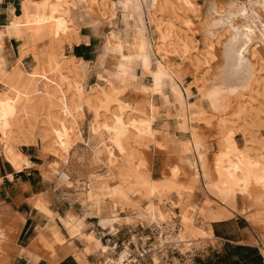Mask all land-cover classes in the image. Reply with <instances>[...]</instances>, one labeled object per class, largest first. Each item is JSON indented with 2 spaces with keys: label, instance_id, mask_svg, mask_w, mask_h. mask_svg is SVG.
<instances>
[{
  "label": "bare ground",
  "instance_id": "obj_1",
  "mask_svg": "<svg viewBox=\"0 0 264 264\" xmlns=\"http://www.w3.org/2000/svg\"><path fill=\"white\" fill-rule=\"evenodd\" d=\"M82 1L86 2V0ZM142 2L145 7L148 6L154 10L162 7L159 6L161 0H142ZM120 3L124 8L130 10L133 19L130 26L132 30L130 42L121 41L119 36L115 35L110 38L122 51L121 57L117 58L118 61L113 65L114 69L110 73L114 82H120V86L118 85V89H115L116 87L113 85L114 88L102 89L95 97L86 95L85 98H82L83 88L80 85H77L74 91L70 92L73 84L64 75L66 67L63 66L68 64V61L60 56L59 59L53 55H47L42 62L43 59L41 58L40 61L34 50L36 42L41 38L47 39L51 44H57L59 51L62 41L73 42L77 39L76 30L73 27L69 28L70 15L68 12L73 7L72 3L67 2V0H42L39 4L33 0H23L19 15L13 17L4 28L0 29V85L3 89L0 93V155L9 162L13 170H20L22 166L28 165L25 157L19 152V147L22 144H29L38 138L42 142L43 150L50 152L52 149L51 152L55 154L57 149L53 151V147L64 146L63 141L66 140L67 142L71 137H74L75 140L77 133L73 131L74 127L71 125L74 124V114H80L81 105L85 104L92 110L96 125L99 124L103 115L110 113L111 104L114 102L119 103L122 110L130 108L131 102L127 99L124 100L122 91L137 87L135 66H139L143 74H148L152 82L149 88H140L142 94L148 99L147 113H144L147 127H150L149 125L156 118L154 109L151 108L154 97L162 98L164 104L169 105L167 98L163 96V90L166 87H169L174 101L173 106L177 116L182 121L181 126H179L181 130L190 129L189 123L194 120L190 118L191 116L196 113L198 116L203 115L204 112L200 110V107H187L183 103L182 90L175 81L177 79L181 83L183 73L173 71L164 62L165 56L159 51L157 55L151 52L150 44L145 36L146 26L139 1L120 0ZM203 13L202 22L199 21L201 22L199 25L195 24L197 26L195 28L210 42L206 46H208L209 55L212 57V67L211 65L210 67L213 68V74H211L212 77L210 76L209 82L206 81L207 85L202 86L203 89L200 88L201 90L198 88V91L212 115L216 117L218 121L216 126L223 127L225 120L228 119L225 117L229 111L240 105L239 97L251 95L252 84L257 80L258 75L264 89V0L212 1V3L207 4ZM150 17V23L154 24L160 36V30H157L158 25L155 23L152 14ZM9 39L17 41L18 44L21 41L27 43L25 46L17 45L18 50L12 58L14 61L12 66L9 65L10 59L7 57L8 52L5 48V41ZM215 41L216 44L212 45ZM151 56H156L154 62L151 61ZM28 57L30 58L29 63H27L30 66L29 71L23 65ZM157 57L163 63L159 62ZM72 59L80 63V66L76 67L69 61L71 63L69 67L74 71L79 70L84 61L74 56ZM69 92L72 96L77 95V103L69 100ZM186 92L189 94L188 90ZM262 103L264 102L262 101ZM55 107L57 110H54ZM31 122L33 125H38L36 133L32 132L33 125ZM164 129L166 128L164 127ZM190 131V141L179 143L176 147L177 150H174L175 156L173 155L174 152L171 153L175 161L181 162L187 168L188 171L186 172L190 173L191 177L187 184H180L176 165L169 170V176L161 180L151 177L149 170L141 167L140 164H134L119 170L117 174H114L115 171L114 173L107 172L109 175L106 179L104 177V179L100 177L98 180L90 178L88 191L83 194L82 203H86L100 212V205L104 201H109L113 207H117L128 202L138 205V202L143 198L147 200L148 207L143 211H138L137 215L151 222L163 220L164 217L172 214L171 210L162 204L166 205L170 202L171 205V202L175 201L172 204L180 208V219L188 232V236H183L181 240L187 241L196 236H204L200 233V229L191 226V221L187 218L188 209L195 208V206L190 205L189 201L194 193V188L199 189L200 195L207 204L199 209L203 221H206L207 224L213 220H223L232 216L233 213L237 212V200L241 202L242 212H247L248 208L251 207L258 212L264 210V144L261 143L259 149H255L254 144L256 142L252 144L249 141L241 149H232V147L224 146V141H219L220 149L217 146L219 150L216 152L214 150V156L209 160L207 156L212 154L206 156L208 150L206 141L200 138L195 129H190ZM148 132L150 141H157V137L152 132ZM163 132L161 135L163 142L160 143V140L155 143L158 146L169 145L172 146L171 149H175L169 133L166 130ZM121 137L115 133L110 138V143L125 155L127 150ZM204 138L207 140L206 136ZM46 139H49V142L48 144L46 142L47 145H43ZM104 150L108 170L112 171L116 159H113L110 149L106 146ZM61 153L59 157L63 160ZM167 162L166 164L171 166V163ZM186 172H182L183 175ZM199 180L202 182L200 187L198 186ZM208 204L212 208L210 212L206 211ZM34 206L39 211L45 212L46 206L41 199L35 201ZM160 207L163 209L162 212L159 210ZM47 214L50 216V222L53 221L54 217H58L55 213ZM108 215V212L101 214L102 217H108ZM59 219L69 239L75 238L83 244V250L78 254L81 258L78 260L81 264H86L84 257L94 253L95 237L91 233L83 231L81 219H72L69 216ZM257 219L259 218L257 217ZM58 231L54 225L45 226L34 240L38 248L49 253L47 257L49 256L48 259L50 260H52L53 246L65 242L64 237ZM14 233V228L12 231L11 229H4L0 224V260L2 261L1 256L5 254L3 253L4 244L8 243L10 237L13 240ZM207 237L211 239L210 232ZM105 254L103 252V255ZM129 259L131 260V258ZM4 260L6 262V258ZM104 260L109 261L106 257ZM129 262L128 260V264ZM117 264H126V261L121 257Z\"/></svg>",
  "mask_w": 264,
  "mask_h": 264
},
{
  "label": "rangeland",
  "instance_id": "obj_2",
  "mask_svg": "<svg viewBox=\"0 0 264 264\" xmlns=\"http://www.w3.org/2000/svg\"><path fill=\"white\" fill-rule=\"evenodd\" d=\"M22 1L23 0H21V3ZM138 1L144 24L146 26L145 36L150 44L151 52H153L154 55H157L159 51L165 56L164 62H166L173 71H181L183 73L181 83L177 81V79H174L182 90V100L183 103H185V106H193L195 108L200 107V110L205 113L199 116L198 113H196L191 116L190 118L194 120L190 121L189 128L195 129L200 138L206 141L205 144L208 147L206 156L212 154L211 156H207L208 159H211L214 156V152L220 149L219 141H224L223 145L232 147V149H241L244 144L249 141L252 144L256 142L254 147L255 149H259L260 144H264V103H262V101L264 102V95H262L264 94V89L262 81L259 79V75L257 80L252 84V91L254 92L251 91V95L239 97L240 105H237L235 107L236 109L232 108L229 111V114L225 117V119H228L225 120L226 122L223 124L224 128L216 126L218 123L216 117L212 115L208 105L204 99L201 98L198 91V88L200 89L202 86L207 85L206 81L209 82V79L212 77L211 74H213V68H211L212 57L209 55L208 46H206L209 45L210 42H208L207 38L202 36L199 31H197V26L195 24L199 25L202 22L201 19L204 17L203 12L205 11L207 4L212 3V1L216 2L217 0H161V5L159 6L162 7L155 9L158 10L156 12L148 6L145 7L142 0ZM33 2L41 4L42 0H33ZM67 2L73 4V7H71L68 12L70 15L69 28L73 27L76 30L77 39L73 42L62 41L60 43V51L58 50L57 44H51V42L45 38L39 39L34 46L38 59L40 61L43 59V62L47 55H53L54 57L59 59L62 57L68 61V64L63 66L64 68L66 67L64 75L67 76L68 80L73 84V88L70 89V92H73L74 88L77 85H80L83 88L82 98H85L86 95L89 97H95L102 89H111L113 86L116 87L115 89H118L120 82H114L110 73L114 69L113 65L121 57L122 51L121 48L118 45L116 46V43H113L110 38L112 35H115L119 36L121 41L127 40L130 42L132 40V30L130 29V26L133 23L132 13L130 10L122 6L120 0H86V2H83L82 0H67ZM151 14L155 23L158 25L156 26L157 30H160V36L157 33L154 24L149 21L151 19ZM25 44L27 45V43L21 41L20 44L17 45L25 46ZM213 44L215 45L216 41L213 42L212 45ZM79 45L90 46L88 49L80 50L88 60H83L81 58L84 63H81V68L79 70L74 71L69 67L71 64L69 61H71L76 67L80 66V63H77L72 59L73 48ZM17 50L18 46H16V52ZM211 53H213V51H211ZM154 59L156 60V56H151L152 62L155 61ZM157 59L161 62L158 57ZM29 61L30 58L28 57V59L23 62L24 67H26L28 71L30 70V66L27 64ZM161 63H163V61ZM134 70L137 87H131L124 90V92L122 91V93H124V100L127 99L131 102V109L124 108L122 110V106L119 103L114 102L111 104L110 113L103 115L100 118L99 124L96 125L94 123L92 110L85 104L81 105L80 114H74V124L71 125L74 127L73 131H76L77 133L75 140L74 137H71L67 142L66 140L63 141L64 146L53 147V151L57 149L55 154L51 152V149L50 153L56 156L58 161L51 155H44L42 163L49 164L56 161L49 166L50 168L48 167V169H46L44 174L46 176H51L52 173H56L57 169L59 172H63V177L67 182L65 184L68 186L60 181L59 183L63 184L65 187H70L75 195L78 194V202L83 208H85L87 215L90 213H96L101 219H103L102 222L98 219L102 229H106L109 233L113 234L116 229L115 226L120 224L126 223L131 224L132 226L133 224H142L143 226L145 224L146 226H149L147 228H150L146 230L148 232L152 231L153 234V238H151V248H156L157 251H160L164 258L175 257L178 259L184 256L183 258L189 259L192 264H195L196 260L203 258L200 256H203L204 253L208 252L212 247L207 246L205 244L206 241L198 244H189L186 242L187 240H181L183 236H188V232L180 219V208L177 205L173 206L172 204L175 203V201L171 202V205L170 202L166 205L162 204L167 209H170L172 214L164 217L163 220L151 222L145 220L144 217H138L137 215L139 213L138 211H143L148 207L147 200L143 198L138 202V205L128 202L127 204L125 203V205L123 204L122 206L113 207L109 201L102 202L100 205L101 210L99 209V211L102 213L108 212V217H102V213L97 212L98 209L91 207L86 203H82L83 194L88 191L90 178L98 180L100 177H104L106 179L109 175L107 172L114 173L115 171L114 174H117L119 170L130 167L134 164H140L141 167H145L149 170L151 177L154 179L164 180L167 178L169 176L168 174H170L169 170H171L174 165L178 168L177 177H179V179H177L181 185L187 184L191 177L190 173L186 172L188 171L187 168L181 162H176L174 158L176 155L175 151L177 150L176 147H178L179 143L190 141L191 131L190 129L183 131L179 128L182 121L177 116L176 110L173 106L174 101L169 91V87H166L163 90V96L167 98L169 105H165L162 98L155 96V99L152 101L153 103L151 102V108L154 109L156 118L149 125L150 127H147L144 113H147L148 99L142 94L140 88H149L152 84L151 77L148 74H143L139 66H135ZM258 81L260 84L257 83ZM39 85L40 83L38 86ZM187 90L189 91V94L186 92ZM69 93V100L73 103H77V95L72 96L71 93ZM252 93H254V96H252ZM55 109L57 110L56 107L54 110ZM196 119L198 120L196 121ZM31 124L33 125L32 122ZM37 127L38 125H33V133L37 132ZM164 127L166 129H164ZM165 130L172 138L171 142L175 149H171L172 146L170 147L169 145L164 144L163 146H158L157 143H155L161 140V135ZM148 131L152 132L157 137V141H150L149 134H147L149 133ZM115 133L122 136L121 139L128 152H126L125 155L110 143V138H112ZM203 135L206 136L207 140H205V136ZM37 141L40 142L42 146V142L38 138H35L30 143L36 144ZM46 142L48 144L49 139H46L43 142V145H47ZM161 142L163 141L161 140L160 143ZM105 146L110 149L114 157L113 159H116L114 161V167L111 169L112 171L108 170L106 164ZM60 151L63 152L61 153ZM58 152L61 153L63 160L59 157L60 153L58 154ZM66 152L68 153V156L66 155ZM173 152L174 156L171 154ZM126 155L127 158L129 157L128 159L126 158ZM193 159H195V157H193ZM166 162L171 163V166L170 164H166ZM182 172H186L187 174L185 173L183 175ZM186 175L189 176L187 177ZM183 180L186 181L183 182ZM198 186H202L201 180H199ZM193 191L194 195H191L189 201L190 205L195 206V208L188 209L187 218L191 221V226L196 228L199 226L197 229H200L201 226L207 225V222L203 221L199 209H202V207L207 204L200 195L198 188H194ZM239 201L240 200H237V213L242 214L247 220V224L242 226L264 232V230L259 228V226L264 228V212H262L264 210L258 212L251 207L248 208L247 212H242L241 202ZM209 205L210 204H208L206 209L207 212H210L212 209ZM159 210L162 212L163 209L160 207ZM67 216L72 219L76 218L69 213ZM257 217L259 219H257ZM91 234L93 235V233ZM119 235H125V232L122 231L118 233V236ZM94 237V253L103 255V252H105L107 256L110 257L109 254L116 252L117 254L115 258L110 257L111 260L109 262H112V264H117L118 259L121 257L125 259L126 264H128V260L131 262L128 258L129 251H127L129 247L119 243V246H114L115 248L113 249L100 244L99 238L96 236ZM210 242L212 243L214 241ZM216 244L221 248V242L217 241ZM175 246H181V251ZM214 248H216V245H214ZM155 252L156 251L153 253ZM131 257L134 258L136 255ZM112 259L113 261L115 259L117 260L113 262ZM165 261L169 262V259H165ZM169 263L175 264L174 261L171 260Z\"/></svg>",
  "mask_w": 264,
  "mask_h": 264
},
{
  "label": "crops",
  "instance_id": "obj_3",
  "mask_svg": "<svg viewBox=\"0 0 264 264\" xmlns=\"http://www.w3.org/2000/svg\"><path fill=\"white\" fill-rule=\"evenodd\" d=\"M20 3L21 0H0V29L20 13ZM17 44L18 42L13 39L5 41L10 66L14 64L12 58L15 56ZM2 90L0 85V93ZM19 152L28 163L20 170H13L9 162L0 155V224L4 229H11V231L12 228L15 229L13 240L10 237L8 243L4 244L3 253L5 254H2L3 261L0 260V264H4V258H6L5 264H81L78 260L81 257L78 254L83 250V244L75 238L69 239L59 219L65 218L68 213L81 219L82 226H84L83 231L93 233L99 238L100 244L113 249L114 246H119V243L129 247L128 258L135 256L139 250H143L145 254L137 264H170V260L175 264H192L189 259L183 258L184 256L178 259L175 257L164 258L160 251L151 248L153 234L152 231L146 230L150 228H147L149 226L145 224L144 226L142 224H133V226L126 223L120 224L115 226L113 234L102 229L98 219L101 222L103 219L96 213L87 215L85 208L78 202V194L75 195L70 187L64 186L67 182L63 177V172H59L57 169L56 173H52L51 176L44 174L46 169L56 162L42 163L44 155H51L56 160L57 157L47 150H43L40 142L22 144L19 147ZM66 155L68 156L67 152ZM38 199L45 203V212L39 211L34 206V202ZM47 213H55L59 218L54 217L50 222V216ZM209 223V225L200 227V233L204 236H196L187 241L189 244L206 241L205 244L212 247L203 256H200L203 258L196 260L195 264H264V232L243 227L242 225L247 224V220L242 214L235 212L228 218L213 220ZM49 225H54L65 239L61 245L53 246L52 260L48 259L49 256L47 257L49 253L38 248L34 241L39 235V231ZM259 228L264 230L262 226ZM122 231L125 232V235L118 236V233ZM209 232L211 239L207 237ZM47 238H49L48 235ZM210 241H214L212 243L215 244ZM217 241L221 242V248L216 244ZM224 244L243 248L225 250L222 248ZM175 247L181 251V246ZM154 251L156 252L153 253ZM116 254L113 252L109 256L115 258ZM223 256H230L231 260L225 263L219 259ZM105 257L109 261L111 260L107 254L91 253L85 255L84 261L86 264H112V262L105 261ZM165 259H169V262H166Z\"/></svg>",
  "mask_w": 264,
  "mask_h": 264
},
{
  "label": "trees",
  "instance_id": "obj_4",
  "mask_svg": "<svg viewBox=\"0 0 264 264\" xmlns=\"http://www.w3.org/2000/svg\"><path fill=\"white\" fill-rule=\"evenodd\" d=\"M90 46H83V45H79V46H76L73 48V55L76 57V58H82L83 60H88V58L86 56H84L80 50L81 49H88ZM223 249L225 250H230V249H238V248H243V247H240V246H231L229 244H224ZM219 259H221L222 261H225V263H228L227 261H230L231 260V257L230 256H223V257H219Z\"/></svg>",
  "mask_w": 264,
  "mask_h": 264
},
{
  "label": "built area",
  "instance_id": "obj_5",
  "mask_svg": "<svg viewBox=\"0 0 264 264\" xmlns=\"http://www.w3.org/2000/svg\"><path fill=\"white\" fill-rule=\"evenodd\" d=\"M145 252L143 250H139V253H136V257H131V260L133 259V261L129 262V264H137V262L139 261V259H141L144 256Z\"/></svg>",
  "mask_w": 264,
  "mask_h": 264
}]
</instances>
